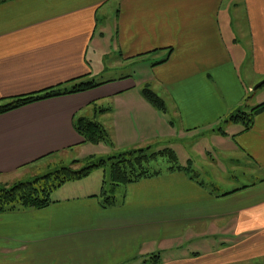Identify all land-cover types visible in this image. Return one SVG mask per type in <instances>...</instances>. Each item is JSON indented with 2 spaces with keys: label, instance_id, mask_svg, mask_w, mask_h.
<instances>
[{
  "label": "crops",
  "instance_id": "crops-1",
  "mask_svg": "<svg viewBox=\"0 0 264 264\" xmlns=\"http://www.w3.org/2000/svg\"><path fill=\"white\" fill-rule=\"evenodd\" d=\"M145 58L144 81L95 80ZM262 80L264 0H0V107L97 85L0 115V177L86 147L80 118L103 125L119 152L217 135L224 168L205 150L188 162L213 168V189L165 171L107 209L89 177L69 184L82 186L47 208L0 214V264H264V112L249 131L227 122L253 108ZM147 85L165 113L143 97Z\"/></svg>",
  "mask_w": 264,
  "mask_h": 264
},
{
  "label": "trees",
  "instance_id": "trees-1",
  "mask_svg": "<svg viewBox=\"0 0 264 264\" xmlns=\"http://www.w3.org/2000/svg\"><path fill=\"white\" fill-rule=\"evenodd\" d=\"M97 87L95 84H81L73 91L63 92L59 89L47 90L43 93L19 97L12 102L0 107V115L25 107L27 105L60 97L67 94L88 91ZM141 93L143 97L162 113L167 111L165 101L159 97L150 86H145ZM264 112V103L252 108L249 112L238 111L232 114L227 122H236L249 131L257 115ZM75 130L87 144H106L114 147V143L105 127L97 122L80 118L75 122ZM156 147H146L122 152L117 156L107 157L97 163H93L84 169L72 167L60 168L55 172L39 177L34 181H19L12 185L0 184V214L21 212L27 210H40L49 207L53 200L51 195L54 190L73 181H79L88 177L94 170L109 167V176L103 182L101 193L98 196L101 206L105 209L118 203L116 192L120 187H126L140 180L161 175L167 171H183L191 175V166L179 165L177 155L169 148L154 151ZM165 159L169 166L166 170H155L152 164ZM77 163V162H75ZM193 178V176H192ZM160 261V256L151 258L150 262Z\"/></svg>",
  "mask_w": 264,
  "mask_h": 264
},
{
  "label": "rangeland",
  "instance_id": "rangeland-1",
  "mask_svg": "<svg viewBox=\"0 0 264 264\" xmlns=\"http://www.w3.org/2000/svg\"><path fill=\"white\" fill-rule=\"evenodd\" d=\"M221 26L223 27V32H224L226 28L223 25V23L221 24ZM234 32H235L236 39L239 41L242 32H241V28L239 24L237 23L234 24ZM225 38L227 39L229 43L231 40V36L229 35L228 30L227 31L225 30ZM230 48H232V46H230ZM149 60H150L149 58L141 59L135 62L133 65L128 66L126 69L124 67L116 66L110 71H105L101 77H97L95 80L97 81V83H99V82L108 81L111 79L120 80L125 77H131L132 80H136L137 82L144 81L145 79L149 77ZM263 81L264 80H262V82ZM260 83L261 82H259L258 84ZM258 84H256L255 86H257ZM247 102H248V105L253 108L260 104H263L264 103V86L256 91H253L251 94H249V99L247 100ZM242 111H245V110L242 109ZM97 121L100 123H103L101 117L97 118ZM225 130L227 129L225 128ZM231 131H232V127H230L229 129V133H232ZM208 135L209 133H207L206 135H201L197 138H192V139H185V137H183L185 140L183 138H178V139L175 138L177 140L174 139L169 144L168 147L169 149H171L172 151L176 153L177 158H178V163L181 166L183 164V167L189 166L188 161L191 156L193 157V159L195 157L194 159L195 163L199 162V165H200V163L204 162L205 159L203 157L205 156V153L207 151L210 155H213V159L216 161L215 167L219 170H223L224 168L221 167L222 160L219 159L221 157L219 153L220 151L218 150V147H221L222 144H220V142L217 140V135H213V134L209 136ZM218 136L223 137L222 135H218ZM192 144H195V150H193L192 147L190 146ZM163 149L165 148H160L159 146V147H156L154 151H161ZM120 153L122 152L116 151L115 148L109 145L107 146L106 144H100V145L87 144L86 147L81 148L79 150L61 154V155L49 158L45 161H42L33 167H29L23 170V172H21L18 175L10 176V177H0V184L12 185L19 181H28V182L34 181L35 179L39 177H43L49 173L55 172L56 170L60 168L72 167L73 169H84L93 163H97L102 159H106L107 157L117 156ZM196 154H199L202 158H199L198 155ZM230 155L232 156V154ZM215 157H218V158H215ZM168 166H169V163L165 159H160L159 162L151 165V167L155 168V170H166ZM197 169L199 171H197ZM212 169H213L212 167H207L206 164H203L202 166H200V168L192 167L191 175H193L195 178L197 177L203 183H205L208 187H212L211 189H213V186L211 185H215L212 182L215 181L216 179L209 180L207 178V176L210 175L208 174V171H211ZM108 176H109V167L100 168V169L94 170L88 176L89 180L83 181L82 184L84 185L87 182V184L89 183V184H92L93 186L98 185V188L96 190H99L98 192L99 194L102 189L103 182L106 180V178H108ZM73 183L77 184V181H73L71 183L69 182L68 184L66 183V187H61V188H65L64 190H61L60 188L54 190L51 195L52 200H55L58 197L59 198L65 197L71 189L78 190L82 186V185H69ZM221 187H224V186L219 185V188ZM125 190H126V187H123V186L117 190L116 197L118 199V202L121 200V197L125 195ZM190 249L198 250L200 248H198L197 246H192ZM201 249H204V248H201ZM158 254L161 255L160 252L157 253L156 255Z\"/></svg>",
  "mask_w": 264,
  "mask_h": 264
},
{
  "label": "water",
  "instance_id": "water-1",
  "mask_svg": "<svg viewBox=\"0 0 264 264\" xmlns=\"http://www.w3.org/2000/svg\"><path fill=\"white\" fill-rule=\"evenodd\" d=\"M262 86H264V81L261 82L260 84H258V85L254 88V90L256 91V90L260 89Z\"/></svg>",
  "mask_w": 264,
  "mask_h": 264
}]
</instances>
